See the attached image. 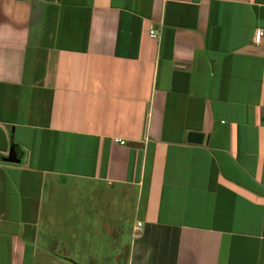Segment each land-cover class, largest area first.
I'll use <instances>...</instances> for the list:
<instances>
[{
    "label": "crops",
    "instance_id": "1",
    "mask_svg": "<svg viewBox=\"0 0 264 264\" xmlns=\"http://www.w3.org/2000/svg\"><path fill=\"white\" fill-rule=\"evenodd\" d=\"M258 28L264 0H0V264H264Z\"/></svg>",
    "mask_w": 264,
    "mask_h": 264
},
{
    "label": "rangeland",
    "instance_id": "2",
    "mask_svg": "<svg viewBox=\"0 0 264 264\" xmlns=\"http://www.w3.org/2000/svg\"><path fill=\"white\" fill-rule=\"evenodd\" d=\"M96 187H97V189H100L98 191L99 193L97 192L99 195H103V194L106 193V188L104 186H102L101 184L100 185H97ZM86 190L89 191V194L91 193L90 186H88L87 188H85L84 189V192ZM95 190H96L95 185H93V192H94V194H96ZM64 193H65V190H64ZM67 194H69V193H67ZM85 194H86V192H85ZM88 212L91 214L92 211L90 209H88ZM73 218H76V221H75L76 222V225H73L72 218L70 219L69 217H67V219H61L62 222L64 223V225L61 226V230L64 231L63 232V237H61L62 239L68 233L70 234V232H75V231H77V234L80 236V233H79V231H80L79 230V216H77V217H74L73 216ZM105 218H107V217H105ZM67 220H69V221H67ZM128 223H129V220L128 219H124V216H122V214H121V217L116 216L115 219H113V220L109 217V220L107 221V224L108 225H111V226L114 227L115 232H116V238L120 237L119 234L123 233L124 229L128 226ZM100 227L103 228V226H100ZM64 240H65V238H64ZM99 247L100 246L98 244H94V246H93L94 249H97Z\"/></svg>",
    "mask_w": 264,
    "mask_h": 264
},
{
    "label": "water",
    "instance_id": "3",
    "mask_svg": "<svg viewBox=\"0 0 264 264\" xmlns=\"http://www.w3.org/2000/svg\"><path fill=\"white\" fill-rule=\"evenodd\" d=\"M187 141L188 142H192V143H201L203 141V134L200 133V132L191 131L187 135ZM13 154L14 153L11 152L9 154V157L3 158V160L12 161V162H18L19 159L16 158Z\"/></svg>",
    "mask_w": 264,
    "mask_h": 264
},
{
    "label": "built area",
    "instance_id": "4",
    "mask_svg": "<svg viewBox=\"0 0 264 264\" xmlns=\"http://www.w3.org/2000/svg\"><path fill=\"white\" fill-rule=\"evenodd\" d=\"M263 34H264V31H263L262 28H258V29H256V30H255V33H254L253 42H254L255 44H258V43L260 42V39H261V37L263 36ZM149 35H150V37H153V38H156V37H157V33L154 31V29H151V30L149 31ZM118 142H119L120 144H123V143H124V140L118 139ZM141 225H142V223H141L140 221H138V222L136 223V226H137L138 229H139V227H140Z\"/></svg>",
    "mask_w": 264,
    "mask_h": 264
}]
</instances>
